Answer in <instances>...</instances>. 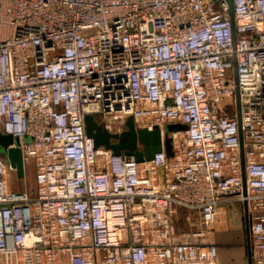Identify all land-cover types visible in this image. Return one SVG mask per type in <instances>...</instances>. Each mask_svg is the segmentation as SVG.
<instances>
[{"label":"built area","instance_id":"built-area-1","mask_svg":"<svg viewBox=\"0 0 264 264\" xmlns=\"http://www.w3.org/2000/svg\"><path fill=\"white\" fill-rule=\"evenodd\" d=\"M232 1L0 0V134L34 173L12 189L0 154V264H218L175 218L234 201L264 264V0ZM90 115L186 129L138 163Z\"/></svg>","mask_w":264,"mask_h":264},{"label":"water","instance_id":"water-1","mask_svg":"<svg viewBox=\"0 0 264 264\" xmlns=\"http://www.w3.org/2000/svg\"><path fill=\"white\" fill-rule=\"evenodd\" d=\"M231 6V16L233 19V1L227 0ZM127 129L121 133L111 132L107 126L95 120L93 116L86 118V130L94 140L97 149L104 147L112 150L116 155H126L135 157L138 163L150 162L155 155L166 150L169 157L173 156L172 142L169 133L185 130L184 125H168L164 128V134L160 127L153 129L139 128L134 116H130L126 121ZM30 139H14L9 135L0 134V154L6 156L7 161L16 169L19 178L25 177V165L23 152L19 147L23 142H29ZM247 212V206H245ZM246 231L248 236V257L249 264H253L252 246L250 235V222L246 219Z\"/></svg>","mask_w":264,"mask_h":264},{"label":"rangeland","instance_id":"rangeland-1","mask_svg":"<svg viewBox=\"0 0 264 264\" xmlns=\"http://www.w3.org/2000/svg\"><path fill=\"white\" fill-rule=\"evenodd\" d=\"M103 123L102 121H99ZM108 129L113 133H119L123 130L127 129V126L122 124L121 121L117 122L114 119L107 118L106 121ZM137 126L142 128L145 119L140 117L136 120ZM115 125V126H114ZM27 181L29 184L33 185L34 183V173L33 170H30ZM225 208L226 215H220L221 219H223L222 223H217L213 226L205 225L202 221V217L200 214L189 213L186 211H179L175 218V229L176 233L179 235H187V239H192L195 242H205V243H214L217 244V233L221 234H234L238 235L239 243L246 244V225L243 219L244 216V207L238 202L234 201L226 206ZM219 218V221L221 220ZM224 237H228L227 235H223ZM180 240V237H179ZM219 242V240H218ZM222 244L232 245L231 241H222Z\"/></svg>","mask_w":264,"mask_h":264},{"label":"crops","instance_id":"crops-1","mask_svg":"<svg viewBox=\"0 0 264 264\" xmlns=\"http://www.w3.org/2000/svg\"><path fill=\"white\" fill-rule=\"evenodd\" d=\"M9 183L12 189L17 190V191H27L31 187H34L33 185L27 181V179H21L19 177H16L13 174H10L8 176ZM222 215H226L225 208H222L219 213L218 221L217 223H222L223 219H221ZM219 218L221 219L219 221ZM222 221V222H221ZM216 223V224H217ZM223 235H227L228 237H224ZM247 236V232H246ZM180 241L184 240H192V239H187V235H179ZM178 237V240H179ZM190 238V237H188ZM238 235L236 233L234 234H221L217 233V246H218V264H249V257H248V236L246 240V244L239 243L238 240ZM219 240V242H218ZM231 241L233 243L232 245H226L222 244V241Z\"/></svg>","mask_w":264,"mask_h":264},{"label":"bare ground","instance_id":"bare-ground-1","mask_svg":"<svg viewBox=\"0 0 264 264\" xmlns=\"http://www.w3.org/2000/svg\"><path fill=\"white\" fill-rule=\"evenodd\" d=\"M115 126V125H114Z\"/></svg>","mask_w":264,"mask_h":264}]
</instances>
